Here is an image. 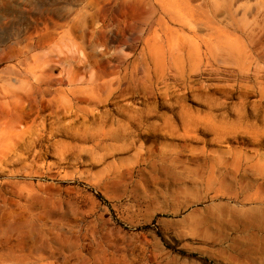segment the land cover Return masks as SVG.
<instances>
[{
	"label": "rangeland",
	"instance_id": "374dc122",
	"mask_svg": "<svg viewBox=\"0 0 264 264\" xmlns=\"http://www.w3.org/2000/svg\"><path fill=\"white\" fill-rule=\"evenodd\" d=\"M0 264H264V0H0Z\"/></svg>",
	"mask_w": 264,
	"mask_h": 264
},
{
	"label": "bare ground",
	"instance_id": "6f19581e",
	"mask_svg": "<svg viewBox=\"0 0 264 264\" xmlns=\"http://www.w3.org/2000/svg\"><path fill=\"white\" fill-rule=\"evenodd\" d=\"M81 245H82V244H81ZM81 245H80V246H81ZM78 246H79V245H78ZM85 247L87 248V247H89V246H87V245L85 244ZM77 248H78V247H77ZM82 250H83V249H82ZM82 250H81V251H82Z\"/></svg>",
	"mask_w": 264,
	"mask_h": 264
}]
</instances>
